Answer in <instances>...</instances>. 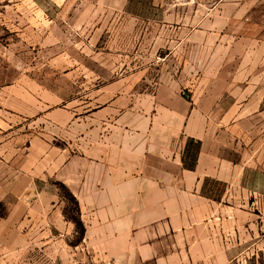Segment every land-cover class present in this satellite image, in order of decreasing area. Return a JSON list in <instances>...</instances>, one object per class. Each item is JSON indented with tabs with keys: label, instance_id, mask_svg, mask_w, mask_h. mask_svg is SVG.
<instances>
[{
	"label": "crops",
	"instance_id": "obj_1",
	"mask_svg": "<svg viewBox=\"0 0 264 264\" xmlns=\"http://www.w3.org/2000/svg\"><path fill=\"white\" fill-rule=\"evenodd\" d=\"M194 5L161 29L165 56L183 58L175 75L143 92L110 82L86 117L0 130V264L243 256L264 192V0Z\"/></svg>",
	"mask_w": 264,
	"mask_h": 264
},
{
	"label": "rangeland",
	"instance_id": "obj_2",
	"mask_svg": "<svg viewBox=\"0 0 264 264\" xmlns=\"http://www.w3.org/2000/svg\"><path fill=\"white\" fill-rule=\"evenodd\" d=\"M196 1L0 0V130L53 112L86 117L111 96H98L110 82L143 92L175 75L183 58L165 56L161 29L196 18ZM62 192L74 220L77 203ZM257 206L248 248L230 264H264V192Z\"/></svg>",
	"mask_w": 264,
	"mask_h": 264
},
{
	"label": "trees",
	"instance_id": "obj_3",
	"mask_svg": "<svg viewBox=\"0 0 264 264\" xmlns=\"http://www.w3.org/2000/svg\"><path fill=\"white\" fill-rule=\"evenodd\" d=\"M70 194V193H69ZM71 195V194H70ZM72 198V196H71ZM73 199V198H72ZM74 200V199H73ZM74 221L76 222V225L78 226V228H80L82 230L83 226H82V223L81 221L79 220V218L75 217L74 218Z\"/></svg>",
	"mask_w": 264,
	"mask_h": 264
}]
</instances>
